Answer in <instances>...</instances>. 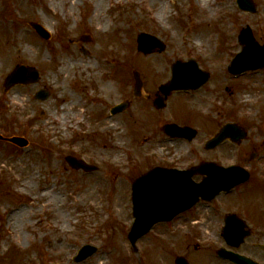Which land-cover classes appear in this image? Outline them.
Returning <instances> with one entry per match:
<instances>
[{"label": "rangeland", "instance_id": "obj_1", "mask_svg": "<svg viewBox=\"0 0 264 264\" xmlns=\"http://www.w3.org/2000/svg\"><path fill=\"white\" fill-rule=\"evenodd\" d=\"M172 1L103 0L99 9L98 0H0V133L30 141L26 148L0 142V264H98L102 257L108 264H175L178 243L169 231L165 235L170 239L159 240L163 227L141 239L137 253L128 239L134 220L130 183L156 165L189 169L215 161L242 166L251 172L252 184L222 196L217 204L228 210L247 207L264 212V70L235 82L239 88H234L227 71L242 49L238 36L244 27H251L264 44V0H254L255 15L242 12L236 0H212L213 14L197 0ZM162 3L168 9L164 19L158 15ZM199 10L205 11L202 18ZM31 23L43 25L52 37L43 39ZM142 32L159 38L166 49L143 55L137 48ZM200 32L208 33L198 39ZM88 37L91 40L85 41ZM190 58L213 76L207 91L177 94L174 101L180 103L175 110L205 113L217 124L240 123L248 131L241 143L228 141L214 151L202 145L193 150L194 146L161 137V132H147L141 124L146 114L136 109L132 117H118L114 126L102 122L108 106L133 98L127 94L135 85L133 71L143 70L142 76L158 73L160 77L150 81L163 76L167 82L172 63ZM17 64L37 67L41 80L5 92V80ZM62 70L64 78H57ZM109 81L114 88L108 97L95 101ZM43 87L50 88L52 96L40 102L34 94ZM61 97L68 106L73 98L79 106L63 107ZM76 111H82L78 119L72 116ZM209 133L204 130L202 139ZM68 155L99 166V171L73 169L65 159ZM252 155L256 157L251 159ZM49 190L59 195V203L44 196ZM119 196L124 216L116 208ZM21 210L26 213L22 224L12 217ZM254 242L251 239L241 251L250 255L259 251ZM86 243L97 246L98 252L74 262Z\"/></svg>", "mask_w": 264, "mask_h": 264}, {"label": "water", "instance_id": "obj_2", "mask_svg": "<svg viewBox=\"0 0 264 264\" xmlns=\"http://www.w3.org/2000/svg\"><path fill=\"white\" fill-rule=\"evenodd\" d=\"M242 7L246 10H253V5L248 4V0H239ZM251 3V2H250ZM42 35L45 33L37 26ZM241 41L245 44L243 53H241L234 61L232 72H243L248 69H257L264 67V46H258L254 41L249 30H243ZM160 43L146 34L139 36V49L144 53L151 52ZM163 48V47H162ZM191 63H178L174 66L173 78L171 82L162 88L164 92H169L174 89H189L192 87L193 80L190 76ZM180 74V76H179ZM38 80V72L25 68L18 67L9 76L7 80V88L17 83H32ZM140 86V84H138ZM42 96L40 94L38 97ZM45 95H43L44 97ZM175 130L178 134L183 129L175 126H168ZM169 128V129H170ZM234 126L227 125L214 139L208 144V148H213L220 144L225 138L233 136L235 139ZM173 134V133H172ZM0 139H5L0 136ZM20 146L28 145V141L23 138L7 139ZM68 161L74 168H85L88 166L79 160L69 157ZM92 169V168H91ZM89 169V170H91ZM196 174L206 175L202 183H195L193 176ZM249 173L236 166L224 168L214 163H202L199 166L193 167L187 171H169L162 172L160 169H155L147 175L139 178L133 187V201L136 222L133 226L130 238L135 242L140 236L145 234L155 223L171 219L184 210L193 207L200 198L212 200L215 196L225 190L230 191L232 188L249 179ZM226 234L237 235V240L242 241L245 232L234 233L231 226V221L227 222ZM239 243H235L239 245ZM96 248L90 245L84 246L76 261L83 260L96 252ZM230 258L238 264H254L253 262L238 255H229Z\"/></svg>", "mask_w": 264, "mask_h": 264}, {"label": "flooded vegetation", "instance_id": "obj_3", "mask_svg": "<svg viewBox=\"0 0 264 264\" xmlns=\"http://www.w3.org/2000/svg\"><path fill=\"white\" fill-rule=\"evenodd\" d=\"M198 63L200 67L203 70H205L202 63L200 61ZM156 66L151 65V67H156ZM144 72L147 73L149 72V70H144ZM249 73L250 72H247L245 76ZM229 75H231V79L234 80L233 82L234 88H239L240 83H235V82L240 81L242 77L240 76L236 77L235 75H232L230 73ZM212 76L213 74H211L207 83H205L196 90H192L189 92L176 91V92H171L168 95H165L161 91V86L166 83L164 82L165 79L163 78V76L160 81L158 79H154L152 83L150 81V78L160 77L158 73L157 75L151 73L145 74L143 76L141 75L140 77L143 83V87L140 92L141 95L139 97L134 95V87L129 86L128 87L129 90L127 89V94L133 95V98L132 97L127 98L124 99L125 101H121L118 103L121 104L122 102H127L126 108L122 112L111 115L112 108L117 104L110 105L105 109L102 115L100 113L101 117L104 118V119L102 118L101 120L102 122H104V124H106V122L109 123L108 119H111L114 121V125H115V122L118 121V117H123L124 115H128V117H132L135 114V109H136L139 110L138 112H142L143 114H146L145 118L141 119V121L144 120L143 122H141V124L142 127H144V129L147 130V132H153V133L161 132L162 133L160 134L161 137L163 136V138L170 140V142L175 141L179 143H184L188 147L194 146L193 150H196V147L198 148L200 145H202L204 148L208 139H210L213 135H215L219 131V129L223 126L224 123L217 124L212 117H209L205 113L204 115H201L196 112H189L186 114L178 112L175 109L178 107L179 105L178 103L180 102H178L177 99H176L177 101L176 100L174 101V99L177 96V94H179V96L181 97L183 95H189V94L197 95L202 91L203 92L207 91L206 88L209 81H211ZM227 90H231V89L227 87ZM93 98L95 100V97ZM140 105L141 107H139ZM168 111H173V113ZM137 120L138 118H136L133 127L137 125L136 123ZM132 121L133 120H131V122ZM170 123H175L183 127L192 128V135H194L193 138L189 140L188 138L182 139V138L169 137L164 133V128L165 125ZM204 130L210 131V133L207 134L206 137L202 139V133L204 132ZM197 140L200 142V144L195 143ZM159 166L166 168H176L175 166H166V165H159ZM201 180L202 179L200 178L195 179V181L197 182ZM252 180L253 179H250L248 184L252 183ZM222 196L223 194L220 197ZM220 197H218V199H220ZM249 209L251 208L243 207L241 209L228 210L221 208L217 204V201H213V202L201 201L193 209L177 216L171 223L159 224L157 227H161V228L163 227L165 229L163 233L159 234V240L164 242L165 238L170 239V237H167V235H165V232L166 231L171 232V234H173L171 237L175 239V241L178 243V248L175 249V251L177 252L176 256L183 255L184 257L187 258L190 264H234L231 261L223 259L218 256V251L222 247H225L227 250H231V248L227 246L224 238L222 237V229L225 225L226 217L229 214H234L235 216H237L238 219L240 218L245 225H247V227L246 226L244 227V224H242L243 231L249 230L251 233L250 237L244 242V244L241 246L238 252L251 257L259 264H264V234H261V232L264 231V212H261L260 210L257 209H254L257 211H252ZM214 231L221 232V234H218L220 238L215 234ZM214 236L217 239V241L215 243H212L209 240ZM251 239H255V242L253 243V247L259 250L254 253L252 252L253 253L252 255H250L249 252L245 253L241 251V249L245 247ZM222 242L225 245H219V246L216 245L217 243H222ZM202 246L204 248H202Z\"/></svg>", "mask_w": 264, "mask_h": 264}, {"label": "bare ground", "instance_id": "obj_4", "mask_svg": "<svg viewBox=\"0 0 264 264\" xmlns=\"http://www.w3.org/2000/svg\"><path fill=\"white\" fill-rule=\"evenodd\" d=\"M102 2H103V0H98V2H97V5H99V9H100V5L102 4ZM197 2L200 3L201 6H202V8H205V10L208 11L209 13H211V14L214 13L215 8L211 5L212 0H197ZM57 3H59V1H57ZM99 3H101V4H99ZM172 3L175 4V0H173ZM162 4H163V8L161 7L160 12H159L158 15H159V17H161V18L164 19L165 15L168 12V9H167V7H166V5L164 3H162ZM56 7H57V5L54 6V8H56ZM99 9L96 10L95 13H94V18H96V19L99 18V14H100V10ZM204 15H205V11L199 10L198 16L202 18ZM199 17H197V18L199 19ZM100 23H105V20L100 19ZM206 33H208V32H200V33H198V39H200L203 36H206ZM209 34H210V32H209ZM22 35H25V33L23 32ZM9 62H10V57H8V58H6L4 60L5 65L9 64ZM68 66L69 65H67V67ZM64 72H66V70L59 71V73L56 75V77L57 78H60V79L61 78H64L63 77V73ZM67 73H69V70L67 71ZM113 88H114V86H112L111 81L105 82L104 85L101 86L102 91H100L99 95L97 97H95V100H98V101L102 100L104 97L108 96L109 90L110 89H113ZM18 98H21L20 99L21 101L23 100V98L21 97V95H18L16 99H18ZM61 99L63 100V103H62L63 107H67L68 106L67 105V100L64 99L63 97H61ZM15 101H17V100H15ZM77 106H79V103L74 98L69 101V106L68 107H71V110H73L74 107H77ZM81 113H82V111H76L74 114H72V116L75 119H78V118L81 117ZM108 121L111 124V126L114 125L113 124L114 123L113 120L108 119ZM110 149H115V148L112 147ZM30 185H31V183H29V186ZM44 196L50 197L51 198L50 199L51 202H53V201H58V203L60 202L59 195L51 192L50 190L49 191H46L44 193ZM123 203H124V201L120 198V196L117 197V199H116V208L119 209V213H122L121 215L124 216V206H123ZM93 205H95V203H93ZM23 210L18 211L17 213H15L14 215H12V217H17L19 219V223H21V224H22V221H23V220H21V218H22V216H24V214H26V213L22 212ZM100 259L101 260L99 261L98 264H108L107 262H105L103 260V257L100 258Z\"/></svg>", "mask_w": 264, "mask_h": 264}]
</instances>
